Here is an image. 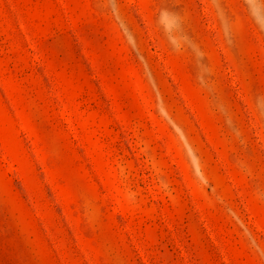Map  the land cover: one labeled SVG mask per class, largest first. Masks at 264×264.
Wrapping results in <instances>:
<instances>
[{"label":"rangeland","instance_id":"rangeland-1","mask_svg":"<svg viewBox=\"0 0 264 264\" xmlns=\"http://www.w3.org/2000/svg\"><path fill=\"white\" fill-rule=\"evenodd\" d=\"M0 264H264V0H0Z\"/></svg>","mask_w":264,"mask_h":264}]
</instances>
